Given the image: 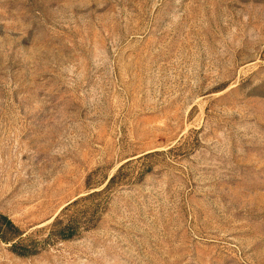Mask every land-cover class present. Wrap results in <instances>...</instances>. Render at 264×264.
Wrapping results in <instances>:
<instances>
[{
	"label": "rangeland",
	"instance_id": "rangeland-1",
	"mask_svg": "<svg viewBox=\"0 0 264 264\" xmlns=\"http://www.w3.org/2000/svg\"><path fill=\"white\" fill-rule=\"evenodd\" d=\"M0 264H264V0H0Z\"/></svg>",
	"mask_w": 264,
	"mask_h": 264
}]
</instances>
